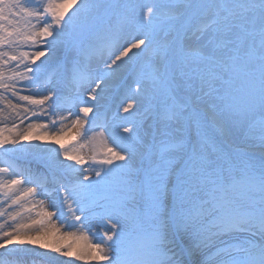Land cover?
Masks as SVG:
<instances>
[{
    "label": "snow or ice",
    "instance_id": "1",
    "mask_svg": "<svg viewBox=\"0 0 264 264\" xmlns=\"http://www.w3.org/2000/svg\"><path fill=\"white\" fill-rule=\"evenodd\" d=\"M58 257L264 264V0H0V264Z\"/></svg>",
    "mask_w": 264,
    "mask_h": 264
},
{
    "label": "bare ground",
    "instance_id": "2",
    "mask_svg": "<svg viewBox=\"0 0 264 264\" xmlns=\"http://www.w3.org/2000/svg\"><path fill=\"white\" fill-rule=\"evenodd\" d=\"M74 135V133H69L68 134V136H66V137H64V139H65V141L66 142H70L71 141V138H72V136ZM80 247H81V245L80 244H77L76 245V250H80ZM59 258V257H58ZM60 258H62V257H60ZM65 259H67V258H65ZM55 261H57L59 264H63V263H61L58 259H56ZM56 263V262H55ZM75 264H80V262H75Z\"/></svg>",
    "mask_w": 264,
    "mask_h": 264
},
{
    "label": "rangeland",
    "instance_id": "3",
    "mask_svg": "<svg viewBox=\"0 0 264 264\" xmlns=\"http://www.w3.org/2000/svg\"><path fill=\"white\" fill-rule=\"evenodd\" d=\"M55 62H56V57L53 58V63H55ZM71 134H72V133H71ZM57 259H58L61 263H63V262L66 260L64 257H62V258L59 257V258H57ZM55 262H56V264H59L57 261H55ZM55 262H54V263H55Z\"/></svg>",
    "mask_w": 264,
    "mask_h": 264
}]
</instances>
